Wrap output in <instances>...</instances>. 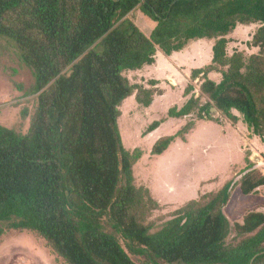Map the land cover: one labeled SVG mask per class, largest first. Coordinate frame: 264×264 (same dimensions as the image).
Here are the masks:
<instances>
[{"label": "trees", "instance_id": "1", "mask_svg": "<svg viewBox=\"0 0 264 264\" xmlns=\"http://www.w3.org/2000/svg\"><path fill=\"white\" fill-rule=\"evenodd\" d=\"M137 9L154 25L149 35L129 18ZM239 28L252 29L255 53L232 51ZM203 40L212 61L191 71L186 103L170 117L218 123L215 111L264 144V0H0V55L14 53L31 71L24 97L36 98L26 133L0 125V238L31 233L64 264H264V211L234 224L225 213L236 189L249 197L264 188L258 162L248 157L238 179L154 218L166 208L137 184L142 152L122 140L125 101L149 107L164 93L158 78L133 84L126 74ZM194 126L159 139L151 154Z\"/></svg>", "mask_w": 264, "mask_h": 264}, {"label": "rangeland", "instance_id": "2", "mask_svg": "<svg viewBox=\"0 0 264 264\" xmlns=\"http://www.w3.org/2000/svg\"><path fill=\"white\" fill-rule=\"evenodd\" d=\"M146 35L151 33L154 25L143 19L139 9L129 17ZM252 29L239 31L233 40L232 51L243 50L248 54L256 52L248 43ZM233 35V36H234ZM212 43L200 41L189 49L180 65L174 69L169 60L179 63L178 59L166 57L161 51L156 54V64L141 72L127 73L133 84H147L152 77L161 80L160 87L164 93L157 96L151 106L140 105L135 97L128 98L122 107L119 128L124 146L128 150L140 149L142 158L134 168L139 186L151 189L154 198L165 206L154 218H167L185 203L197 199L203 193L219 191L229 180L238 179L248 167L249 160L258 161L264 170L263 143H252L247 139L242 126L232 123L214 112L215 121H200L196 117H170L173 108L181 109L186 103L185 89L190 82L191 68H202L212 60ZM190 52V53H189ZM183 53V54H186ZM180 56V55H179ZM182 57V56H181ZM171 61L170 63L174 62ZM177 65V64H176ZM173 68V69H172ZM193 70V69H192ZM17 73L15 74L14 72ZM219 77V76H218ZM211 78L217 79V75ZM29 69L22 66L14 53L0 55V125L26 133L30 128V116L36 105V98H25L24 92L33 84ZM15 84L23 86L20 91ZM28 116L24 120V110ZM155 121H162L154 131L144 136V132ZM195 121L186 140H177L162 155H152L156 142L166 136L176 135L182 127ZM255 153V154H254ZM255 156V157H254ZM262 156V157H261ZM208 181H212L207 183ZM206 182V183H205ZM257 195L244 197L236 189L225 213L231 223L242 222L251 211H264V189ZM235 237L232 234L229 242ZM0 264H64L48 247L46 242L35 235L25 232L5 231L0 238Z\"/></svg>", "mask_w": 264, "mask_h": 264}, {"label": "crops", "instance_id": "3", "mask_svg": "<svg viewBox=\"0 0 264 264\" xmlns=\"http://www.w3.org/2000/svg\"><path fill=\"white\" fill-rule=\"evenodd\" d=\"M239 31H243V29L242 28H239L238 29V32ZM198 43V42H197ZM212 43V42H211ZM194 44H196V43H194ZM194 44L191 46V47H189V49H191L193 46H194ZM212 46H213V43L211 44ZM188 49V50H189ZM188 50H186V51H184V52H182V53H180V54H176V55H174V57H172V59H178L179 57V63H177V62H175V61H173V60H169V62H167V65L169 66V64H172V65H175V66H173L174 67V69H176V67H179L180 65L182 66V68H184V66L183 65H185V62L184 63H182V61H183V59H185V55H187L188 53H186ZM183 53H186V54H183ZM190 53V52H189ZM180 55V56H179ZM182 56V57H181ZM213 56V55H212ZM212 58V57H211ZM169 59V58H168ZM171 61H173L174 62V64L173 63H170ZM212 61V60H211ZM211 63V62H210ZM177 64V65H176ZM154 66V65H153ZM173 69V68H172ZM192 69H194V68H191V71H192ZM213 75H217V79L219 78L218 76V74H213ZM212 76V75H211ZM232 125H234L233 123H232ZM237 126H242L244 129H245V131H246V136H247V139H249L250 141H252V143H257V139H254V140H252V139H250L249 138V136H248V133H247V129L240 123V124H237L236 125V127ZM259 141V140H258ZM261 143V142H260ZM264 145V144H263ZM256 152H258L259 154H262L263 152H264V150L263 149H255V153ZM254 153V154H255ZM255 157V156H254ZM262 157V156H261ZM256 160V158H254V161ZM262 160H264V159H262ZM255 162H258V161H255ZM259 164V163H258ZM263 164H264V161H263ZM259 167H261L260 165H258ZM264 189V188H263ZM261 191H263L262 189H261Z\"/></svg>", "mask_w": 264, "mask_h": 264}]
</instances>
